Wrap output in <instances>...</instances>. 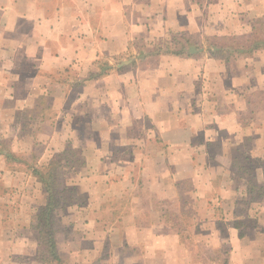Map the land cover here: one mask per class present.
<instances>
[{"label": "crops", "instance_id": "0c3cea01", "mask_svg": "<svg viewBox=\"0 0 264 264\" xmlns=\"http://www.w3.org/2000/svg\"><path fill=\"white\" fill-rule=\"evenodd\" d=\"M257 19L264 0H0V139L27 157L46 138L44 151L80 160L62 171L79 203L55 209L65 264H204L200 247L235 228L222 214L251 201L257 217L230 238L227 262L264 264V45L246 40ZM173 37L198 52H165ZM46 101L53 119L39 129L13 118ZM12 186L23 189L14 212ZM46 196L0 153V264H41L29 215ZM154 198L193 205L187 236ZM83 230L86 255L72 238Z\"/></svg>", "mask_w": 264, "mask_h": 264}, {"label": "rangeland", "instance_id": "374dc122", "mask_svg": "<svg viewBox=\"0 0 264 264\" xmlns=\"http://www.w3.org/2000/svg\"><path fill=\"white\" fill-rule=\"evenodd\" d=\"M258 25V23L256 24ZM257 28L254 30V33L252 34V37H250V40H254V38L260 39V40H264V19H263V26H256ZM228 40V39H227ZM230 41V40H228ZM233 42H235L236 44H243L245 43L244 39L238 38V39H232ZM226 42V40H225ZM44 105H46V108H43L42 105H40L44 110H41L40 108H37V104H35V106H32L30 109H26L23 110V112L18 113L17 115H14L13 118L15 119H32L34 122V128L39 129L40 125L42 122H46L48 120H52L53 119V110L50 108V103L49 101H46L44 103ZM39 115H43V117H40ZM23 124L21 125V129L24 130L25 127V123L26 122H22ZM4 140V139H3ZM48 139L43 138L42 141H36L34 143V145H32L31 149H30V145L27 146V148L29 149L28 152H26V156L29 157V161H34L37 166L39 167H44L48 160L52 157V155L54 154L53 151H49L50 148H48V151H44L42 146H47V144H49V141H47ZM5 141V140H4ZM47 141V144H45L44 142ZM4 143V142H3ZM5 144V143H4ZM52 147V150L55 149V146H50ZM64 151L67 152H71L73 153L74 157L72 158V162L75 163H79L80 160L77 159V154H75L71 149L69 148H65ZM30 152V153H29ZM33 158H32V156ZM76 155V156H75ZM31 156V157H30ZM36 159V160H34ZM65 179V178H64ZM7 194L9 195V199H8V203H5L7 205V207L3 206L4 209H6L7 211H11L14 212V209L17 205V203L19 202V196L21 197L22 195V191L23 189L21 188H17V187H8L7 189ZM75 197L81 196V195H77L75 192ZM208 198H206L207 200ZM184 200V199H183ZM185 201V200H184ZM153 205V208L156 209L154 210V214H158V213H163L166 216L163 218H167L168 220H170V222L173 224V227L175 230L179 231V234L181 235L182 238H184L185 236H187V226L188 223L190 222V214L188 213L189 208H191L193 205L192 204H187L188 201H185V203H172L169 205V203L165 206V204L163 205L162 201L157 200V199H152L150 201ZM217 202H219V200H210L208 199L206 201V204H211L214 205V203L216 205H219L218 207L220 208V203L217 204ZM3 203V202H2ZM20 204V203H18ZM249 206H246L245 203L241 202L240 204H238L236 206V212L234 214L235 217H237V219L235 218H227V220L224 219V215L222 214V218L221 220V225L222 226H226L227 222L229 221L230 223V227H228L229 229H231V225H233V227H235L234 229H231V231L229 232L228 229H224L220 231V236L213 238L214 240V245L212 246H206L204 245L203 247H200L199 252L197 253V258H201L203 260L204 264H228L227 262V255L229 252V249L234 248L235 242H233V240H231L230 238H233L235 240L236 236H238V238H241L244 233H245V227L246 226H251L252 224H254L255 222V218L257 217V212H256V204L254 201H251L249 203ZM39 206V205H38ZM38 206H35V208L30 209L31 215L32 216L36 211ZM1 207V205H0ZM112 208H116V206H111ZM249 208H251V210H249ZM165 211V213H164ZM246 211V214L244 215ZM219 212V211H218ZM217 212V214H218ZM244 215V216H242ZM148 216V215H147ZM146 216V218L148 219V217ZM219 216V215H218ZM118 217V215L116 214H112L110 215L109 219L112 218L113 220H115ZM240 217V218H239ZM31 218V217H30ZM58 218V223H59V217ZM225 222V223H224ZM19 229V227H18ZM17 229V232H18ZM82 233V234H80ZM236 235V236H235ZM213 237V236H212ZM226 237V240L224 239ZM72 238L75 242H77V246L79 247L81 253L83 255L87 254V250L89 249V241H91V233L89 231L83 230L80 232H75L72 231ZM226 241L229 243H226ZM254 264H259L258 261H255Z\"/></svg>", "mask_w": 264, "mask_h": 264}, {"label": "trees", "instance_id": "16d2710c", "mask_svg": "<svg viewBox=\"0 0 264 264\" xmlns=\"http://www.w3.org/2000/svg\"><path fill=\"white\" fill-rule=\"evenodd\" d=\"M257 23L258 25H256ZM256 26H263V20L257 19L255 21V29L257 28ZM179 35H181V39L186 36L184 33ZM176 37H173V43L178 44V46H167L164 50L165 52L188 55L198 52L197 45H192L191 43L181 45L182 41L180 39L177 40ZM246 40L249 44L247 49L249 51L259 45H264V40L257 38H254V40L248 38ZM225 56L228 55L226 54ZM110 68L107 65H103L101 73H106ZM0 153L5 157L8 167L29 170L36 176L47 194L45 204L40 205L30 218V226L36 231L37 254L41 264H65L55 246L54 234L60 228L55 209L65 205H72L76 202L79 203L80 201L78 197H75L73 189L66 187L62 174L65 167L72 165L73 153L67 151L55 153L44 167H39L34 161H29V157H24L9 150L7 142L3 139H0Z\"/></svg>", "mask_w": 264, "mask_h": 264}]
</instances>
